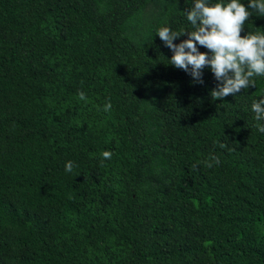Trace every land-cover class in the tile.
<instances>
[{"label":"trees","instance_id":"trees-1","mask_svg":"<svg viewBox=\"0 0 264 264\" xmlns=\"http://www.w3.org/2000/svg\"><path fill=\"white\" fill-rule=\"evenodd\" d=\"M193 4L0 0V264H264V76L213 100L170 64Z\"/></svg>","mask_w":264,"mask_h":264},{"label":"clouds","instance_id":"clouds-1","mask_svg":"<svg viewBox=\"0 0 264 264\" xmlns=\"http://www.w3.org/2000/svg\"><path fill=\"white\" fill-rule=\"evenodd\" d=\"M256 10L264 17V0H249L246 6L241 0H230L228 3H208V0H194L190 10L184 11L187 20L192 25L191 31H186L188 39L176 44L174 40L183 36L173 32L169 27L161 26L157 34L164 44L173 52L171 65L183 69L194 82L203 83V70L210 68L219 82L210 92L213 100H222L228 95H235L242 89L255 85L253 78L264 76V34L249 31L242 36L244 24L251 12ZM208 49L201 52L199 47ZM80 100H86V94L78 93ZM112 104L109 101L104 110L109 111ZM251 110L255 113L257 122L264 120V98L254 99ZM256 129L264 133V124L257 123ZM221 148L228 145L221 143ZM105 160L111 159L110 151H103ZM103 163V161L101 162ZM220 159L211 155L205 166L213 167ZM73 163L67 162L65 171L71 172Z\"/></svg>","mask_w":264,"mask_h":264}]
</instances>
